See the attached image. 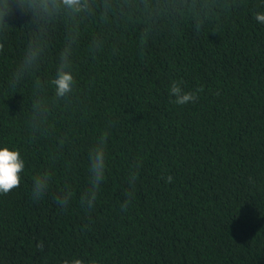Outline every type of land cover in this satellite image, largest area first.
<instances>
[{
	"label": "trees",
	"instance_id": "trees-1",
	"mask_svg": "<svg viewBox=\"0 0 264 264\" xmlns=\"http://www.w3.org/2000/svg\"><path fill=\"white\" fill-rule=\"evenodd\" d=\"M123 17L81 25L74 94L51 106L50 134L29 139L34 79L55 74L63 25L38 71L8 87L29 31L28 17L0 51V147L25 160L20 186L0 194V264H264V0H128ZM106 40L93 60L87 44ZM143 42V45H142ZM197 99L173 101V82ZM203 89L202 91H197ZM108 133L107 171L95 207L78 195L88 150ZM66 136L58 149L56 137ZM140 161L127 211L130 166ZM52 181L33 199L32 177ZM172 176V182L166 178ZM67 183V209L56 197ZM43 245L39 248L37 245Z\"/></svg>",
	"mask_w": 264,
	"mask_h": 264
},
{
	"label": "clouds",
	"instance_id": "clouds-1",
	"mask_svg": "<svg viewBox=\"0 0 264 264\" xmlns=\"http://www.w3.org/2000/svg\"><path fill=\"white\" fill-rule=\"evenodd\" d=\"M238 0H231L228 7H238ZM128 0H0V51L4 49V41L8 33L14 29L8 22L10 17L18 12L28 17L23 27H27L29 36L15 67L6 82L8 87L17 88L26 78L33 76L44 62L51 34L57 27L63 25V39L56 56L55 74L47 81L34 79V96L30 109L28 127L29 139L33 140L37 134L47 136L50 134L51 106L41 95L46 89H51L56 102L67 101L74 94L76 80L74 77V57L81 40V25L84 20L95 17L101 22L118 19L124 16L129 9ZM255 19L264 23V13H257ZM106 40L93 35L87 44V55L95 60L105 50ZM143 45V42H142ZM198 89L197 91H202ZM174 103L185 105L194 102L198 97L194 92L183 91L180 83L173 82L169 89ZM67 137H56L57 148H63ZM107 139L108 133L102 132L95 144L88 150V182L79 193V205L86 211H91L98 200L101 186L104 183L107 171ZM141 162L136 161L130 166L128 174L129 190L121 204V210L127 211L133 197V189L138 178V169ZM25 170V160L18 149L0 147V194H8L18 188L21 183V173ZM172 176L166 181L172 182ZM52 181L49 170L37 172L32 177L31 194L33 199H41L48 191ZM73 199V190L67 183L60 188L56 197L58 206L67 209ZM43 248V245H37ZM61 264H85L80 258L71 261L65 259ZM88 264H96L95 260Z\"/></svg>",
	"mask_w": 264,
	"mask_h": 264
}]
</instances>
